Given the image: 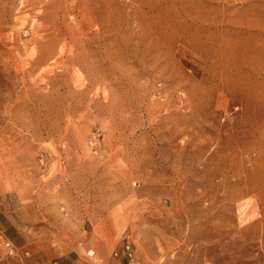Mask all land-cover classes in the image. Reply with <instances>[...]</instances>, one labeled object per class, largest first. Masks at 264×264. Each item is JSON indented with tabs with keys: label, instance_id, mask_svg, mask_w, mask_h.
<instances>
[{
	"label": "rangeland",
	"instance_id": "1",
	"mask_svg": "<svg viewBox=\"0 0 264 264\" xmlns=\"http://www.w3.org/2000/svg\"><path fill=\"white\" fill-rule=\"evenodd\" d=\"M263 23L0 0V264H264Z\"/></svg>",
	"mask_w": 264,
	"mask_h": 264
},
{
	"label": "built area",
	"instance_id": "2",
	"mask_svg": "<svg viewBox=\"0 0 264 264\" xmlns=\"http://www.w3.org/2000/svg\"><path fill=\"white\" fill-rule=\"evenodd\" d=\"M126 250L129 252V250H130V245H127V246H126ZM129 255H130V253H129Z\"/></svg>",
	"mask_w": 264,
	"mask_h": 264
},
{
	"label": "crops",
	"instance_id": "3",
	"mask_svg": "<svg viewBox=\"0 0 264 264\" xmlns=\"http://www.w3.org/2000/svg\"><path fill=\"white\" fill-rule=\"evenodd\" d=\"M263 25H264V23H263ZM263 28H264V26H263Z\"/></svg>",
	"mask_w": 264,
	"mask_h": 264
}]
</instances>
